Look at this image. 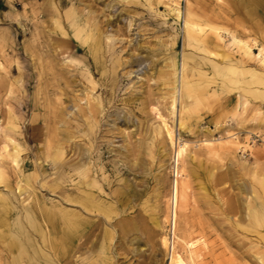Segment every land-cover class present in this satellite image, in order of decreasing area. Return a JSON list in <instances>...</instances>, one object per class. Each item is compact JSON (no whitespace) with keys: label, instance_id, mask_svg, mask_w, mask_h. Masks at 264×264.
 <instances>
[{"label":"rangeland","instance_id":"1","mask_svg":"<svg viewBox=\"0 0 264 264\" xmlns=\"http://www.w3.org/2000/svg\"><path fill=\"white\" fill-rule=\"evenodd\" d=\"M257 4L0 0V264H264Z\"/></svg>","mask_w":264,"mask_h":264},{"label":"bare ground","instance_id":"2","mask_svg":"<svg viewBox=\"0 0 264 264\" xmlns=\"http://www.w3.org/2000/svg\"><path fill=\"white\" fill-rule=\"evenodd\" d=\"M191 7V6H190ZM180 12V11H179ZM188 12V11H187ZM181 14V13H180ZM181 16H183V15H181ZM183 19V18H182ZM184 21H185V25L188 27V28H192V27H195L196 26V28L197 27H200L199 25H197V24H195L194 23V19H193V16H192V13H191V10L186 14V16H185V18H184ZM199 23H201V22H199ZM185 25H184V27H185ZM192 26V27H191ZM186 30H187V28H186ZM192 30V29H191ZM195 30V29H194ZM203 30H204V28H203ZM195 31H197V29L195 30ZM217 31V30H216ZM199 32V31H198ZM202 32V31H201ZM220 32V31H219ZM203 33V32H202ZM221 33V32H220ZM203 35V37H204V34H202ZM201 35V36H202ZM217 35V34H216ZM221 35V34H220ZM200 36V35H199ZM207 36V35H206ZM208 38V37H207ZM211 40V39H210ZM185 41V40H184ZM206 41H207V39H206ZM186 42V41H185ZM204 42V41H203ZM208 42V41H207ZM209 44V43H208ZM196 48V47H195ZM248 48V47H247ZM206 56V55H205ZM184 59V58H183ZM185 60H186V63H187V61H191V60H195V58L192 56V55H186L185 56ZM224 62V61H223ZM190 63V62H189ZM185 64V63H184ZM264 66V65H263ZM185 68H186V65L184 66ZM184 67H182V69L184 68ZM235 67V66H234ZM238 68H240V67H238ZM185 70V69H184ZM215 72V71H214ZM256 73V72H255ZM258 75V74H257ZM185 76V75H184ZM255 77V76H254ZM183 78V77H182ZM185 79V78H184ZM184 82V81H183ZM183 85H184V83H183ZM253 88V87H252ZM249 90V89H248ZM254 90V89H253ZM247 91V90H246ZM255 91V90H254ZM256 92V91H255ZM254 94V93H253ZM100 99V98H99ZM99 99H97V100H99ZM96 102V101H95ZM93 105V104H92ZM101 105V104H100ZM88 110V109H87ZM81 112V111H80ZM88 112V111H87ZM86 112V113H87ZM100 112V106H98V107H95L94 108V110H90V116H91V118H92V121H93V119H94V121H96V117L98 116V114H100L99 113ZM85 113V112H84ZM85 113V115H87ZM77 114V113H76ZM80 114V113H79ZM82 114V113H81ZM84 116V115H83ZM87 117H88V115H87ZM87 117H85V119L87 118ZM100 116H98V118H99ZM90 118V117H89ZM98 120V119H97ZM86 121V120H85ZM86 123V122H85ZM97 124V123H96ZM88 130V129H87ZM91 130V129H90ZM90 135V134H89ZM82 138H84V137H82ZM87 138H88V136H87ZM95 138V137H94ZM86 139V138H85ZM182 143V142H181ZM78 145V144H77ZM85 145V144H84ZM79 147H80V145H78ZM182 146V145H181ZM185 146V145H184ZM183 147V146H182ZM81 148V147H80ZM79 148V149H80ZM82 150V149H81ZM85 149L81 152V155H83L84 156V154H86L85 152ZM85 157V156H84ZM84 157H82V159H84ZM86 158V157H85ZM85 162V159L83 160V163ZM86 164V163H85ZM89 166V165H88ZM84 169H86L85 168V166H84ZM87 180V179H86ZM86 180H84V186H86L87 187V184H86ZM83 186V187H84ZM91 187V186H90ZM82 192V191H81ZM88 192V191H87ZM91 192V191H90ZM93 192V191H92ZM95 192V191H94ZM83 193L85 194L86 193V191L84 192L83 191ZM90 194V193H89ZM95 196V195H94ZM82 207H83V210H84V212H87L88 210H89V207H90V202H89V200H88V196H87V194H85V197H84V201H83V204H82ZM82 221V220H81ZM63 223V224H62ZM61 224L62 225H60V226H62L61 227V236L59 237V239H57V240H55L53 243L55 244V247L58 249V251H59V257H61V258H66L68 255H69V253H70V249H71V245H72V242H73V231H75V230H73L74 228H73V223H71V222H69V220H67V221H65V222H62ZM86 226V225H85ZM34 227V226H33ZM36 230H37V228L36 227H34ZM59 229V228H58ZM57 230V229H56ZM25 234V233H24ZM29 237V236H28ZM89 237V236H88ZM87 237V238H88ZM32 239V238H31ZM91 242V241H90ZM164 245H167V239H164ZM40 256V255H39ZM40 259H41V257H39ZM38 259V258H37Z\"/></svg>","mask_w":264,"mask_h":264},{"label":"crops","instance_id":"3","mask_svg":"<svg viewBox=\"0 0 264 264\" xmlns=\"http://www.w3.org/2000/svg\"><path fill=\"white\" fill-rule=\"evenodd\" d=\"M258 1H260V0H248V2H249V4H250V8H249V12L251 13V14H253V12H254V10H255V8H254V6L255 5H257L258 6V4H257V2ZM83 208V207H82ZM71 221V220H70ZM60 225H62L61 223L58 225H56V224H54L53 226H52V229H53V231H54V233H56L57 232V234L59 233V236L58 237H56L54 240H53V242L55 241V240H57V239H59V237L61 236V227L62 226H60ZM36 227L37 228V230L34 228V227ZM31 227H32V230H33V232L34 233H38V232H40V230H41V226H39L37 223H32L31 224ZM59 228V229H58ZM57 229V230H56ZM61 231V232H60ZM28 239V240H27ZM26 242H28V243H33L32 242V239H31V237H27L26 238V240H25ZM74 244H72L71 245V251H70V253H69V255L66 257V258H61V257H59V254H58V257L60 258V260L62 261H66V259H68L69 257H72V253L74 252ZM58 250V249H57ZM59 252V251H58ZM35 255H36V258H39L40 256H39V254H37V252L36 253H34ZM46 263V262H45ZM31 264H34V263H31ZM46 264H49V262L47 261V263Z\"/></svg>","mask_w":264,"mask_h":264},{"label":"built area","instance_id":"4","mask_svg":"<svg viewBox=\"0 0 264 264\" xmlns=\"http://www.w3.org/2000/svg\"><path fill=\"white\" fill-rule=\"evenodd\" d=\"M171 176L173 178V195H172V205L173 207H175V203H176V196H175V193H176V184H177V181H178V160L175 158L172 162V165H171Z\"/></svg>","mask_w":264,"mask_h":264}]
</instances>
